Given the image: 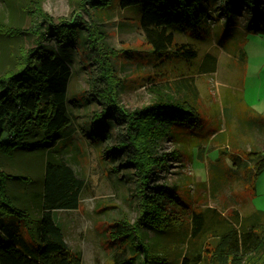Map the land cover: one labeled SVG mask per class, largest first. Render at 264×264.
I'll use <instances>...</instances> for the list:
<instances>
[{"label":"trees","instance_id":"trees-1","mask_svg":"<svg viewBox=\"0 0 264 264\" xmlns=\"http://www.w3.org/2000/svg\"><path fill=\"white\" fill-rule=\"evenodd\" d=\"M238 1L84 0L93 11L118 8L120 12H135L148 46L137 61L146 55L154 60L156 71L148 80L157 94L149 103L131 110L121 105L114 65L109 59L103 61L101 52L104 48L116 54L125 52L126 59H134L133 51H112L104 42L99 44L103 34L91 14V21L76 17L54 20L35 3L28 31L34 37L33 45L23 49L0 73V264H81L79 252L70 250L55 216L57 210L78 207L82 188V179L61 153L74 138L67 107L69 47L92 55L99 63L91 90L101 109L91 114V126L84 135L99 147L110 136L109 129L119 125L116 141L103 144L99 159L113 161L121 154L122 165L132 167L134 173L137 213L132 221L124 215L105 220L100 239L105 260L109 264H171L157 256L161 243L148 240L147 230L160 234L188 222L186 245L174 264H264V210L253 207L237 220V210L226 217L209 206L188 209L185 218H179L185 210L177 191L152 182L168 156L160 151V144L165 140L187 142L201 128L194 75L213 72L216 67V56L206 51L191 70L197 49L190 42H177L172 30L209 40L205 10L219 5L225 27L213 30L212 37L233 58L245 61L242 44L246 34L264 33V0H242L246 20L241 26L234 20L239 13ZM49 38L53 45L45 43ZM100 64L104 65L101 70ZM26 98L31 100V108L24 104ZM238 150L226 156L229 162L223 158L224 166L215 181L239 182L252 192L256 176L264 171V150ZM171 153L178 155L175 150ZM17 156H34L40 162L43 158L41 177L17 175L14 182L20 187L9 184L13 176L4 170L1 158L10 162ZM110 168L108 172H115ZM34 210L36 215L31 213Z\"/></svg>","mask_w":264,"mask_h":264},{"label":"rangeland","instance_id":"rangeland-1","mask_svg":"<svg viewBox=\"0 0 264 264\" xmlns=\"http://www.w3.org/2000/svg\"><path fill=\"white\" fill-rule=\"evenodd\" d=\"M36 2L54 20H72L76 17L91 21L88 15L91 14L103 34L102 40H98L99 44L104 42L112 51H133L131 55L136 57L134 59H126L125 52L116 54L105 48L101 52L102 60L109 59L114 65L113 74L118 79L116 89L124 108L131 110L154 99L157 93L148 80L156 71L154 60L146 55L137 61V56H143L148 46L136 24L135 12H120L118 8L93 11L94 8L83 3L84 0H0V22L4 25L0 28V73L10 67L23 49L33 45L34 37L28 31ZM245 6L242 0L238 1L239 13L234 17L236 25L241 26L246 20L242 13ZM205 12L208 14L205 27L210 34L209 40L172 30L177 42H190L197 49V61L190 67L191 70L196 69L204 52L209 51L216 56L213 72L194 75L199 94L201 128L197 133H192L187 142L165 140L160 144V151L167 152L168 156L164 160L166 165L159 169L152 182L167 184L177 191L185 210L179 218H185L188 209L210 206L222 211L226 217L237 210L236 219L239 220L250 213L253 207L264 210V171L256 176L252 192L248 186L244 188L239 182L219 184V179L215 181V178H219L224 161L229 162L226 156L230 153L238 149L264 150V122L260 120L264 119V33L246 34L242 44L246 59L241 62L219 47L212 37L213 30L225 27V15L219 5H212ZM45 43L53 45V39L49 38ZM67 53L70 54L71 74L68 80L67 107L74 138L61 148V153L82 179V188L78 207L57 210L55 216L68 247L79 252L81 264H109L110 261L105 260L106 253L100 240L101 230L106 228L105 220L119 218L121 215L129 221L135 218L137 195L133 193L134 173L132 167L122 165L121 154L113 161L108 158L99 159L100 154L103 155V144L116 141L117 133L120 132L119 125L115 124V129H109L110 136L106 141H101L99 147L89 143L84 135L85 129L91 126V114L101 109V104L91 90L92 78L99 71V63L93 60L92 55L77 53L73 47H69ZM102 66L100 64V70ZM24 104L28 108L32 107L29 98L24 100ZM172 150L177 151L178 155L171 153ZM1 161L4 170L13 176L8 180L9 184L16 181L17 175L25 174L37 179L43 173V158L41 162L34 156H17L11 158L10 162L1 158ZM213 164L218 166L214 168ZM111 166L116 169L115 172H108ZM13 184L16 185L15 182ZM31 213L36 215V210ZM187 224L185 222L173 226L160 234L147 230L148 240L161 243L157 256L165 257L171 264L176 262L178 253L186 245Z\"/></svg>","mask_w":264,"mask_h":264}]
</instances>
